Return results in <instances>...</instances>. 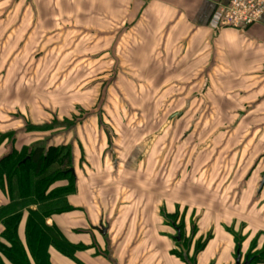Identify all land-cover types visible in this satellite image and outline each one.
Segmentation results:
<instances>
[{"label": "crops", "instance_id": "crops-1", "mask_svg": "<svg viewBox=\"0 0 264 264\" xmlns=\"http://www.w3.org/2000/svg\"><path fill=\"white\" fill-rule=\"evenodd\" d=\"M229 1L0 0V38L5 32L7 43L14 37L38 39L37 45L26 40L0 45V53L70 55L69 68L91 71L90 80L95 70L116 71L102 82L109 87L107 102H117L118 110L104 108L68 129L38 130L35 116L21 111L29 112L28 105L8 106L15 98L25 101L19 90L12 83L1 86L0 158L35 147H66L69 153L65 161L75 189L45 204L49 211L60 210L45 225L83 249L73 259L49 249L50 264H236V252L241 263L255 237V250L264 243V174L254 175L264 166V154L255 158L264 149V15L245 31H215L217 11ZM153 103L184 108L154 113ZM192 104L199 109L189 110ZM59 113L63 120L75 115ZM186 115L203 117V132L212 118L231 121L230 136L244 133V139L232 145L229 138L225 145L221 137L215 139L208 167H199L192 185V176L188 184L175 185L188 176L191 163L159 156L157 141L167 135L168 125L144 138L132 124L144 116ZM225 149L234 152L226 157ZM245 149L249 152L239 156L237 151ZM239 165L248 170L240 180L231 172ZM8 204L0 190V207ZM180 225L184 237L195 230L188 254L177 247ZM205 238L204 249L194 256V243Z\"/></svg>", "mask_w": 264, "mask_h": 264}, {"label": "rangeland", "instance_id": "rangeland-1", "mask_svg": "<svg viewBox=\"0 0 264 264\" xmlns=\"http://www.w3.org/2000/svg\"><path fill=\"white\" fill-rule=\"evenodd\" d=\"M0 30H4L2 23L0 25ZM1 35H3V38H0V45L2 46L17 44L18 42L24 40H26V44L37 45L38 39L36 35L34 37H28L26 39L18 38L17 40L16 37H14L12 43H7L10 42V39L7 40L4 37L5 32H3ZM47 45L43 49H46V47H48ZM30 47L31 49L36 48V46L35 47L30 46ZM60 62H65L59 65L62 68H55L54 65L57 66V63ZM71 64L72 63L70 62V55L43 53V52L0 53V89L3 84L4 85L7 84L8 87V84L12 83V86L15 87L14 89L19 90L20 98L25 100V101L21 100L20 102H18L16 101L17 98H15V100H10L12 102H8V106L10 107L11 105H13L14 107L19 104L28 105L29 112L25 110H21V111L27 114V117L29 114H31V117L35 116L34 118H32L33 121H35V119L37 120L34 123H40L39 125H41V128L44 127L47 128L49 126L50 128L49 130L65 129V128L68 129L69 127L71 128L76 125L78 126L81 124H85V122L90 118L89 115H92L93 113H97L98 111L104 108L109 107L110 109L118 110L117 102H113V101L109 103L107 102L108 97H106V95L108 93L109 87L107 86V84H104L105 82L104 83L102 82L103 79H106V77L112 79L113 78L112 74L116 72L115 70H111L108 74L102 73V70H95L94 71V73H96L94 75L95 79L90 80L89 73L91 71L81 70V69L80 70L70 69L69 66H71ZM80 82H83V84L81 85ZM110 88L111 91L115 90V87L113 85H110ZM27 93L29 94V96ZM56 96L61 97L62 101L59 102L60 105L55 101ZM3 104L5 103L3 102ZM3 104L0 103V105ZM155 104L156 103H153L151 107L154 113L155 110L162 111V113H165L164 111L167 110H172V109L179 110L184 108L180 106V103H178L177 105L173 104L174 106H172L171 104L165 106L164 103H158V107H155L156 106ZM59 107H61L62 109H59ZM25 108L27 110V106H25ZM197 109H199V107H197L196 104H192L189 108V110L192 111ZM202 110H204V108ZM205 111H208V107L205 109ZM59 112L65 115H70L72 112H74L75 115L73 116L74 118H70V119H64V120L57 119L58 117L56 115L57 114L60 115ZM149 112H150V107H149ZM18 119L21 120V118ZM128 120L129 119L127 118L121 119V121H123L124 124L125 122L127 124ZM203 120H204L203 117H198V116L193 117L187 115L184 117L175 116L173 118H168L164 116L162 117L144 116L136 119V123L132 125H135L134 127L141 128L142 134L144 133L143 135L144 138L153 136L155 134L154 133L155 130H158L163 125L164 126L168 125L169 130L167 132V135H165L163 139L160 138L159 141H157L159 143V145H157L158 153L159 156L166 153L163 157H168L171 159L173 158L176 161L182 157L190 161L191 167L187 172L188 176L185 177L184 181L175 183V185L177 183H179L180 185H186L189 182L187 181V179H189L192 176L191 177L192 180L195 174L198 172L199 167L201 169L202 165L204 164L208 167L207 159L208 157H212L215 152L213 146L215 139L221 137L222 138L221 145H225L227 141H230V144L231 143L233 144L234 141H236L235 143L239 144L240 140L244 139L242 137L244 136V133L243 135L242 133H236L230 136V132L227 131L226 128L230 125L231 121L228 120L225 121V119H220V118H212L210 119L209 122L206 121V125L209 123L207 126L210 125L211 127L210 126L205 127L206 131L203 132L204 128L202 129V127L199 125L202 123ZM131 122L133 123V120H131ZM191 125L194 126L195 128L193 129V131L188 132L189 131L188 129ZM219 128L224 129L223 135L213 133L214 129H219ZM160 131L161 130H159V134H157L158 138L161 136ZM200 131L201 134L198 133ZM135 132H138V130H136ZM133 136L136 137L137 135H132L131 137ZM124 137H126V135H124ZM127 137H129V135ZM227 138L229 139L226 142H224ZM160 141L163 145L160 143ZM165 146L168 147L167 151L165 150ZM217 146H218V141L216 140V147ZM232 152H234V150L231 151L225 149L222 152V154L228 157ZM237 152L239 156L240 155L242 156V152L243 154H247L249 150L245 149ZM255 153H256L255 155L256 158L260 156L259 154L261 155L264 154V149L260 150V152H255ZM65 154L66 152H63L62 157ZM262 157H264V155ZM67 162L68 160L64 162L62 169L68 170L69 167H71V165ZM262 166L263 165L260 166L259 171L254 172V175L257 174L261 176L264 174L263 173L264 166L263 167ZM225 168L226 171L224 170V167L221 166L222 173L225 174L229 173L227 166H225ZM234 168L235 170H233ZM242 168L243 166L239 165L238 167H232L231 169L232 173L238 175L239 180L241 179L242 175L246 174L248 171L247 169L242 170ZM184 169L185 167L183 166L180 167L179 171L176 174L179 176ZM259 176H258L259 182L256 183L257 185L261 181V178ZM189 184L192 185L193 180L190 181ZM254 190H256V188ZM38 207L34 206L33 208L37 209ZM39 208L41 209L44 208L46 210L49 207L45 205H41ZM258 238L259 236L255 237V240L253 241L254 248H255L254 243L257 242ZM262 248H263V244L261 245V247L254 250L256 251V253H258V251H260ZM245 262L250 264V259L248 260L244 258L240 264H244Z\"/></svg>", "mask_w": 264, "mask_h": 264}, {"label": "trees", "instance_id": "trees-1", "mask_svg": "<svg viewBox=\"0 0 264 264\" xmlns=\"http://www.w3.org/2000/svg\"><path fill=\"white\" fill-rule=\"evenodd\" d=\"M65 148L35 147L19 153L11 150L0 158V190L9 199L7 206L0 207V264H50L49 249L69 259L83 249L70 245L54 228L45 225V220L60 210L39 208L74 192L70 172L62 169L69 158L68 152L62 157ZM34 206L39 209L31 210ZM179 229L181 239L177 247L188 254L195 230L184 237L182 225ZM206 241L198 239L194 243V256L204 249ZM236 242L240 246V241ZM250 250L244 258L250 259V264H264V243L258 253L254 246Z\"/></svg>", "mask_w": 264, "mask_h": 264}, {"label": "built area", "instance_id": "built-area-1", "mask_svg": "<svg viewBox=\"0 0 264 264\" xmlns=\"http://www.w3.org/2000/svg\"><path fill=\"white\" fill-rule=\"evenodd\" d=\"M264 15V0H230L219 8L213 21L215 31L233 29L245 31Z\"/></svg>", "mask_w": 264, "mask_h": 264}, {"label": "water", "instance_id": "water-1", "mask_svg": "<svg viewBox=\"0 0 264 264\" xmlns=\"http://www.w3.org/2000/svg\"><path fill=\"white\" fill-rule=\"evenodd\" d=\"M70 173L73 174L72 169L70 170ZM263 183H264V177L262 178L261 186L263 185ZM104 232H105V231H104ZM104 232H103V233H104ZM178 240H179V234H178V236H177V241H178ZM235 263H236V264H240V255H239V251L236 252V260H235ZM244 264H249V263L245 262Z\"/></svg>", "mask_w": 264, "mask_h": 264}]
</instances>
